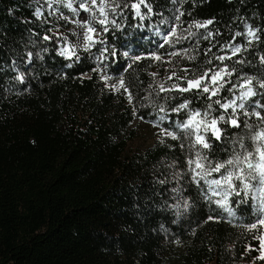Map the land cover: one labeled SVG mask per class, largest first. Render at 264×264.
Masks as SVG:
<instances>
[{
	"label": "trees",
	"instance_id": "1",
	"mask_svg": "<svg viewBox=\"0 0 264 264\" xmlns=\"http://www.w3.org/2000/svg\"><path fill=\"white\" fill-rule=\"evenodd\" d=\"M43 2L0 0V264H163L167 257V261L176 263L168 248L177 238L192 244L177 264H236L231 252L237 248L241 251L246 235L229 224L244 226L245 233L255 237L245 227L251 223V206L234 204L231 198L236 219H227L214 202L209 205L206 200L208 206H204L195 191L187 188L191 181L184 179L181 190L193 204L187 214L177 217L169 205L172 192L168 186L175 187L178 182L169 175L178 169L171 160L177 151L169 150V138L137 154L126 153L137 136L134 120L147 119L150 106L138 105L146 103L141 97L149 91L143 67L124 72L127 82L133 79L139 84V88H131L134 96L140 97L137 105L122 89L118 92L105 87L99 79L101 72H93L97 67L93 54L76 51L81 59L66 68L72 60L59 53L68 23L55 21L47 11L39 18L35 10ZM155 2L154 11L161 16L177 4L173 0ZM179 3L186 25L215 21L208 26L213 36L203 40L198 62L185 67L187 74L193 72L191 68L205 71L208 61L213 69L227 65L228 71L234 63L245 61L246 71L240 73L241 77L258 79L264 74V0ZM66 5H58L64 13ZM135 21L128 17L137 41L141 33ZM129 29H121L111 41L120 53L129 49L124 45ZM249 30H255L260 39L248 43L245 35ZM237 32L242 35L236 37ZM46 35L48 40L44 39ZM234 45H240L239 53L232 50ZM145 46L137 47L145 52ZM208 49L211 52L205 54ZM29 52L39 55L29 61ZM213 53L228 54L230 59L218 61ZM115 59L118 63L110 65L105 74L112 78L108 83L118 87L127 59ZM14 62L16 68L12 67ZM18 71L29 73L23 83L15 80ZM224 79L236 82L235 75ZM228 86L216 97L221 102L232 96L226 90ZM191 96L184 94L185 98ZM206 102V98L194 101L192 106L201 107ZM245 119L253 125H264L255 116ZM173 120L171 117L169 122ZM220 126L226 127L222 123ZM165 179L166 187L158 183ZM202 184L198 180L192 188ZM200 196H210L205 184ZM165 203L169 207H163ZM210 207L216 209L217 218L206 221L213 214Z\"/></svg>",
	"mask_w": 264,
	"mask_h": 264
},
{
	"label": "snow or ice",
	"instance_id": "2",
	"mask_svg": "<svg viewBox=\"0 0 264 264\" xmlns=\"http://www.w3.org/2000/svg\"><path fill=\"white\" fill-rule=\"evenodd\" d=\"M173 3H179V0H173ZM97 5H99L98 9ZM67 7L73 8L71 3ZM155 7V0H152V2H149V0H90V4L87 2L79 3L81 12H96L99 15L98 23L103 26L102 31L104 33H108L110 27L113 33H115V30L124 29L126 31L127 27H132L133 25L128 24L129 16L132 20L137 21L135 27H144V21L159 15L154 11ZM142 9L146 11H142ZM11 11L12 9H9V12ZM73 11H76V9H73ZM36 14L39 15V11ZM110 15L113 17L111 20L108 18ZM182 15L183 13L175 16V24L169 22L168 27L170 30L159 27L154 29L155 34L160 36L164 42L159 45L161 49L165 45H180L185 40L194 37L198 42L199 33L193 31V29H204L206 32L205 40L213 36V32L208 31V26L215 23L213 19H207L203 23L193 21L187 27H181ZM115 17H120V20L115 19ZM92 19L95 20L96 17L93 16ZM165 23V20H160L161 25ZM148 27H152V25L149 24ZM244 27L247 28L248 25L245 24ZM93 31L92 27L88 28L89 34ZM216 34L220 35L221 33L217 32ZM241 35L240 32L235 34L236 37ZM248 35L260 39L259 36L255 35V30H249ZM44 39L48 40L49 37L46 35ZM87 39L89 42L84 45V50L89 55H92L90 50L93 48V43L97 45L99 54L96 57L97 67L93 68V72H101L99 79L105 82V87H108L110 91L115 90L118 92L122 89L123 92L128 93V100L132 103L139 100L140 97L136 96L134 98L133 93L130 91L132 87L139 88V84L130 79L128 82L129 87H125L123 74L128 72L133 64L142 61L145 57L132 55L129 51L120 53L114 45L105 44L104 39L93 41L91 35H88ZM42 50L47 51L48 49L43 48ZM183 51L187 55L191 50L185 48ZM233 51L239 53L241 51L240 45H234ZM210 52L211 49H208L205 54ZM177 54V52L171 53L173 56ZM38 55V53L29 52V61ZM59 55L72 60V63L65 65L66 68H72L81 59L79 55H75L73 51L67 49L60 51ZM121 56L127 58V67L122 66L117 87L116 84L108 83L112 78L105 73L110 65L118 63L115 58ZM149 56L157 60L160 59L156 52H149ZM109 57L114 59L109 63H104L109 60ZM195 58L193 55H187V59L190 61L195 60ZM215 59L223 62L230 58L219 55ZM207 63L209 67L203 74L193 73L194 78H188L187 69L184 70V76H178L177 73L173 72L172 76L176 78V82L170 81L171 88L165 89L164 86H160L157 95L164 93L162 99L165 101L158 109L160 113L164 114L160 116V120L163 121L167 118L166 109L173 114H178V118L166 127L160 128V132L165 137H171L174 141L179 142L181 155L188 154L186 157L189 166L187 172L191 176V183L187 185L189 191L194 190L197 197H199L201 188L206 184L211 196H204L203 199L207 200L209 205L214 202L215 205L224 207L229 216H235L233 208L226 207L230 197L234 204L251 203L255 205L254 212L257 213L255 222L248 223L245 227L257 229L258 225H264V128L257 129L245 118L255 116L259 122L264 123V74L258 80L252 76L241 77L240 73L246 71L244 68L245 61L234 63L231 71L227 70V65L222 68L217 65L216 69H213L212 62L208 61ZM261 66L264 67V57H261ZM12 67L16 68L15 62ZM2 70L0 69V71ZM32 71L35 72L36 69L33 68ZM233 75H235V83L224 79L225 76L230 77ZM28 76V72L18 71L15 80L23 83ZM180 81L186 82V87L182 86ZM226 84L229 85L226 90L233 95L234 90L239 88L238 102L231 99L227 102H221V98H216L219 91L224 89ZM256 85H258V88ZM149 87L152 86L149 85ZM185 93H192V96L185 98ZM205 98L207 101L205 105L195 108L192 106L194 101H204ZM253 100L255 101L254 104ZM245 101L248 103L246 104ZM249 105H252V107L249 108ZM140 107H143V105H140ZM229 109H231V112L228 111ZM220 110L224 111L219 115H214ZM221 123L226 127L222 128ZM175 146L172 145V147ZM253 146L254 150H249ZM177 161L176 166L183 168V159L178 156ZM213 174H215V177ZM176 175L174 172L173 178ZM187 178V176H183L182 180ZM198 180L203 181V184L193 189L192 184ZM158 183L166 187L168 180H160ZM171 191L176 192L177 189L173 188ZM216 197H220V199H215ZM163 207L169 206L165 203ZM171 207H176V205ZM185 207H187V203H185ZM209 211L213 214L208 215L207 219L209 221L216 219V209L210 207ZM254 238L258 239L262 249L259 258L264 259V234Z\"/></svg>",
	"mask_w": 264,
	"mask_h": 264
},
{
	"label": "rangeland",
	"instance_id": "3",
	"mask_svg": "<svg viewBox=\"0 0 264 264\" xmlns=\"http://www.w3.org/2000/svg\"><path fill=\"white\" fill-rule=\"evenodd\" d=\"M180 1L184 2L185 0H180ZM63 2L66 3L67 5L71 3L73 8L70 9L66 5L65 13H64V11L62 10L63 8L61 9L58 6L60 3H63ZM80 2H87L90 4V0H44L43 4L39 5L35 11L36 13L37 11H39V15H37L39 18H41L43 16L42 14H44V12L47 11L46 13H48L49 16H51V18H53L55 21L62 22V20H66V22L68 23V29H67L68 33H66L65 36L62 34L65 39L62 45V50L67 49L68 51H73L74 53L80 50L85 51L84 45L89 42L87 39L88 35H91L93 41L104 39L105 44L112 45L111 41L116 40L118 31H121V29L115 30V33H113V30L110 27L109 32L104 33L102 31L103 26L98 23L100 19L99 15H97L96 12H92V13L81 12L79 9ZM98 7L99 5H97V9ZM73 9H76V11H73ZM183 11L184 10H183L182 4L177 3L176 6L172 10H170L169 13H166L162 16L159 15V17L157 18L154 16L155 17L154 19L150 18L144 21L143 23L145 26L140 27L138 29V32L141 33V36H139L136 39L137 41H135V36H134L132 27H130L129 29L131 30V32L127 35L126 42L124 43V45L128 47L129 49L125 51H129L130 54L132 55H142L143 57H145V59H142V61L136 62L135 64H133L132 68H135V67L137 68L138 66H142L144 70L143 74L147 76L148 78L147 85H148L149 91H147L148 92L147 95H143V97H141V98H147L145 99L146 103L144 104V102H142L143 104H138V105H143V107H146L148 105L147 103H149L150 106L149 108L147 107L148 109L147 119L145 118L143 119V117H138L133 122L134 126L136 127L137 136L129 144V146H127L126 153L128 154H133V153L137 154L142 149H144L146 146L154 144L156 141L163 140L165 136L160 132V128L166 127V125H169L170 123H172V122H169L171 117H174L173 122L178 118V114H173L171 111L166 109L167 118L164 119L163 121L160 120V116L164 114L160 113L158 109H159V106L165 103V101H163L162 99L164 93H160L158 96L157 92L159 91V88L161 85L164 86L165 89H169L171 88L170 81L176 82V78L172 76L173 72L177 73L178 76H184L185 67L190 65V63L198 62L197 53H198L199 47L203 43L204 34H206V32L204 31V29H193V31H196L199 33L198 42H197V39L194 37L193 39L185 40L180 45H174V46L165 45V47L161 49L159 45L164 42L162 41L161 38H159L160 36L155 34L154 29L156 27H159L161 29L170 30V28L168 27L169 22L172 24H175L176 23L175 16L180 15L181 13H183ZM93 16L96 17L95 20L92 19ZM108 18L109 20L113 19L111 15ZM115 19H117V17H115ZM161 19L166 21V23L163 24L162 27L160 26ZM181 21H182L180 25L181 27L188 26L184 22L185 20H183L182 16H181ZM135 22L137 23V21ZM149 24H151L152 27H148ZM59 25H61V23H59L58 26ZM89 27H92L94 29V31L90 34L88 33ZM59 32H60L59 30L56 31L57 34L61 35ZM245 38L247 39L248 43L249 41H251V43L255 42L254 36H249L248 32L246 33ZM138 44L148 45V46H145L146 51L144 52L143 50L139 49V47H137ZM185 48H188L191 50L188 52L187 55L195 56L196 57L195 60L190 61L187 59V55H185L183 51V49ZM90 51L95 56V62L97 64L96 57L99 53L97 51V45L95 43H93V48ZM136 52L138 54H135ZM149 52H156L157 55L160 57V59L157 60L155 58L150 57ZM172 52H177L178 54L173 56L171 55ZM213 55H214V58L218 56L215 53H213ZM224 55L228 56V54H224ZM219 67L222 68L224 66L220 65ZM191 70H193V72L190 74H187L188 78H194L192 75L193 73H196L197 75L204 73V71L202 72L200 70L197 71L195 70V68L193 69L191 68ZM123 75L125 79V87H129V83L127 82V73H124ZM253 78L256 80L259 79L255 77ZM180 83L182 86L186 87V82L180 81ZM149 85H151L152 87H149ZM256 87H258V85H256ZM130 91H131V88H130ZM239 91H240L239 88L235 89L234 95L232 94L231 96V97H236L237 102H238V97H239ZM150 93H153V95H152V99L150 98L149 100ZM126 94L128 97V93ZM135 103L137 105V102ZM245 103L247 104L248 102L245 101ZM254 103L255 101L253 100V104ZM251 107L252 105H249V108ZM143 110H146V108H144ZM255 126L257 129L264 128L263 124H259ZM168 138L170 140L169 141L170 145H176L175 147H171L169 149L171 151H175V150L177 151V152L175 151L176 154L174 155L176 158H171L172 162H174L173 164H175V166L177 165L178 156L181 157V159H183L184 161L183 168L176 166L178 168L175 171L177 175L173 179L178 181L177 185L175 186L178 192L171 191L172 200L169 202L171 211L174 212L176 216L178 217V216H182L183 214H187L193 204L191 197L189 195H186L185 191L181 190L183 185L180 183L182 181L183 176H187L188 178L186 180H189V181H191V176L187 172V169L189 166L187 164L186 157L188 154L185 153L181 155L180 149H179V142L174 141L171 137H168ZM249 150H254V146L253 148H250ZM173 172L174 171L172 170V172L169 173V175L171 174L172 177H173V174H172ZM168 187L171 188L170 190L175 188L171 186H168ZM206 189H207V193L211 196V193L208 191L207 185H206ZM199 197L204 206L208 204L206 200L202 198V196H199ZM215 199H220V197H216ZM230 200H231V197L229 198V201L226 207H231L229 205ZM185 203H187V207H185ZM248 204L251 206L250 207L251 209L250 208L249 209L251 210V217H252L251 223H252V222H255L257 213L254 212L255 205L251 203H248ZM172 205H176V207H171ZM218 207L225 210L224 207H221V206H218ZM177 213H179V215H177ZM227 219H230V218H227ZM207 220L208 219L206 218V221ZM224 223H227V222H224ZM229 225L235 228L237 231L241 233L243 232L246 235V240L240 246L241 251L239 248H237L238 250H236L235 252L233 251L231 252V258L236 262V264H257L258 261H264V259L259 258L260 252L262 250L259 244V241L256 240L254 237H250L247 233H245L244 226H240V225L235 226L234 224H229ZM248 230H252V232L254 233L253 235L255 237H260L262 234H264V225H258L257 229H248ZM188 243L189 241L185 243V240H182V238H177V239L172 240L171 241L172 247L168 249L170 250V252H172L170 256L176 257V260H175L176 263H173L170 260L167 261V258H168L167 257L163 259V264H177L179 259L182 258L187 253L189 248L191 247L192 244H188ZM228 245L231 247V249L232 248L234 249L233 243L229 242ZM170 256H169V259H172V257Z\"/></svg>",
	"mask_w": 264,
	"mask_h": 264
},
{
	"label": "bare ground",
	"instance_id": "4",
	"mask_svg": "<svg viewBox=\"0 0 264 264\" xmlns=\"http://www.w3.org/2000/svg\"><path fill=\"white\" fill-rule=\"evenodd\" d=\"M60 51H62V48H60ZM230 99H231V100H237L236 97H231ZM230 99H229V100H230Z\"/></svg>",
	"mask_w": 264,
	"mask_h": 264
},
{
	"label": "built area",
	"instance_id": "5",
	"mask_svg": "<svg viewBox=\"0 0 264 264\" xmlns=\"http://www.w3.org/2000/svg\"><path fill=\"white\" fill-rule=\"evenodd\" d=\"M227 101H228V100H227ZM227 101H226V102H227ZM223 111H224V110H223ZM228 111L231 112V109H229Z\"/></svg>",
	"mask_w": 264,
	"mask_h": 264
},
{
	"label": "water",
	"instance_id": "6",
	"mask_svg": "<svg viewBox=\"0 0 264 264\" xmlns=\"http://www.w3.org/2000/svg\"><path fill=\"white\" fill-rule=\"evenodd\" d=\"M250 206V205H249ZM235 219H236V215L235 216H233Z\"/></svg>",
	"mask_w": 264,
	"mask_h": 264
}]
</instances>
